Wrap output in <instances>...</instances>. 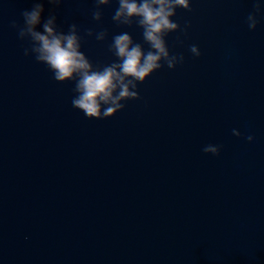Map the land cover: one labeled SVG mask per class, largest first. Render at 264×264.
I'll return each instance as SVG.
<instances>
[{"label":"water","instance_id":"obj_1","mask_svg":"<svg viewBox=\"0 0 264 264\" xmlns=\"http://www.w3.org/2000/svg\"><path fill=\"white\" fill-rule=\"evenodd\" d=\"M44 2L65 31L97 23L93 0ZM31 6L0 0V264H264V19L249 30L252 0L178 9L190 27L168 42L184 63L105 119L75 109L74 82L23 55L10 21ZM116 7L104 6L108 41L83 45L98 65L116 59L112 34L143 43L112 22Z\"/></svg>","mask_w":264,"mask_h":264},{"label":"clouds","instance_id":"obj_2","mask_svg":"<svg viewBox=\"0 0 264 264\" xmlns=\"http://www.w3.org/2000/svg\"><path fill=\"white\" fill-rule=\"evenodd\" d=\"M65 0H47L59 7ZM111 20L117 26L141 30L143 43L131 32L122 31L111 35L108 50L116 58L111 63L98 65L83 51L84 42L93 38L98 42L108 41L109 29L102 26L104 6L113 0H93L91 19L94 26L83 28L76 22L69 23L65 31L58 22L56 13H44V0H32L31 8L20 12L21 20H11L10 27L21 41H26L23 55L43 64L52 74V79L64 83L73 81L75 93L71 104L87 118L105 119L126 108V101L141 98L139 85L152 74L164 68L175 69L185 61L183 52H174L169 46L171 33L187 34L190 22L182 25L177 19L178 9L192 10V0H115ZM253 8L245 17L249 30H256L264 19V5L252 0ZM176 43L182 45L178 36ZM147 45V48L145 47ZM188 51L194 56L202 55L197 44ZM236 137L253 142L255 136L232 129ZM223 145L207 144L204 153L219 155Z\"/></svg>","mask_w":264,"mask_h":264}]
</instances>
